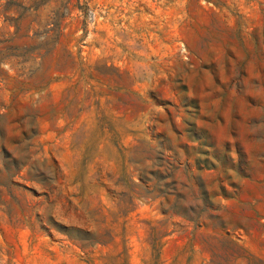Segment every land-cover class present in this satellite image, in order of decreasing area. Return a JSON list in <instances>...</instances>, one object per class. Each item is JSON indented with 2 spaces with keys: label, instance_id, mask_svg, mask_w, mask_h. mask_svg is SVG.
Returning a JSON list of instances; mask_svg holds the SVG:
<instances>
[{
  "label": "rangeland",
  "instance_id": "374dc122",
  "mask_svg": "<svg viewBox=\"0 0 264 264\" xmlns=\"http://www.w3.org/2000/svg\"><path fill=\"white\" fill-rule=\"evenodd\" d=\"M0 264H264V0H0Z\"/></svg>",
  "mask_w": 264,
  "mask_h": 264
}]
</instances>
